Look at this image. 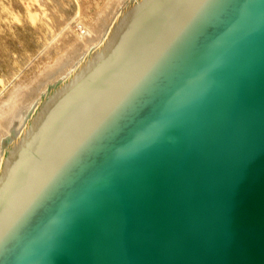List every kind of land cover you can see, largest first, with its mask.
Masks as SVG:
<instances>
[{
	"label": "water",
	"instance_id": "1",
	"mask_svg": "<svg viewBox=\"0 0 264 264\" xmlns=\"http://www.w3.org/2000/svg\"><path fill=\"white\" fill-rule=\"evenodd\" d=\"M0 264H264V0H138L6 149Z\"/></svg>",
	"mask_w": 264,
	"mask_h": 264
},
{
	"label": "rangeland",
	"instance_id": "2",
	"mask_svg": "<svg viewBox=\"0 0 264 264\" xmlns=\"http://www.w3.org/2000/svg\"><path fill=\"white\" fill-rule=\"evenodd\" d=\"M110 4L112 0H0V105L16 89L25 97L31 82L57 65L74 38L89 33V25Z\"/></svg>",
	"mask_w": 264,
	"mask_h": 264
},
{
	"label": "bare ground",
	"instance_id": "3",
	"mask_svg": "<svg viewBox=\"0 0 264 264\" xmlns=\"http://www.w3.org/2000/svg\"><path fill=\"white\" fill-rule=\"evenodd\" d=\"M137 1L112 0L110 8L104 12L103 16L96 17V20L89 25V33L86 31L87 34L83 36H75L73 43L70 44L71 47L67 50V55L63 56L64 58L53 68L39 75L35 81L33 80L34 82H31L32 84L30 83L31 85L29 84V91L25 97L21 96L20 91L16 89L8 96V99L5 98L6 101L5 99L1 101L0 169L6 149L23 133L41 102L51 91L72 77L88 58L105 46ZM65 47L67 48V45ZM7 101L11 105L5 107Z\"/></svg>",
	"mask_w": 264,
	"mask_h": 264
}]
</instances>
